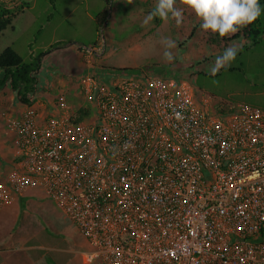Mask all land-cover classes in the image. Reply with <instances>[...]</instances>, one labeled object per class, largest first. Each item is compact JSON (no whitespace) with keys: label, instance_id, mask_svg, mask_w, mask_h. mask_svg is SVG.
<instances>
[{"label":"built area","instance_id":"2783aa9c","mask_svg":"<svg viewBox=\"0 0 264 264\" xmlns=\"http://www.w3.org/2000/svg\"><path fill=\"white\" fill-rule=\"evenodd\" d=\"M97 76L83 79L87 120H9L19 170L0 210L41 191L87 241L89 264H264V110L213 114L185 82Z\"/></svg>","mask_w":264,"mask_h":264},{"label":"rangeland","instance_id":"374dc122","mask_svg":"<svg viewBox=\"0 0 264 264\" xmlns=\"http://www.w3.org/2000/svg\"><path fill=\"white\" fill-rule=\"evenodd\" d=\"M4 1L15 18L11 27L0 33V54L12 48L26 64L34 68L40 64V68L35 92L26 97L9 85L0 89V144L14 143L8 122L25 111L62 117L84 108L90 110L91 117L96 108L83 89L87 73L111 85L143 74L185 82L195 102L213 114H227L238 104L264 110V40L254 46L243 41L231 43L230 47L241 49L236 60L213 76L211 67L226 48L217 35L200 28L201 21L184 8L182 0L176 4L183 11L179 26L174 19L159 18L143 24L156 0ZM106 10L107 21L100 26ZM165 37L177 43L173 62L163 57L161 41ZM44 204V213H35L32 219L44 224L46 217L50 241H64L83 250L85 238L73 222L65 220L52 200Z\"/></svg>","mask_w":264,"mask_h":264},{"label":"crops","instance_id":"0c3cea01","mask_svg":"<svg viewBox=\"0 0 264 264\" xmlns=\"http://www.w3.org/2000/svg\"><path fill=\"white\" fill-rule=\"evenodd\" d=\"M12 143L0 144V185L7 183L19 170L18 148L16 141L14 145ZM45 201L51 202L41 191L31 189L16 196L12 205L0 210V264H89L83 256L89 249L85 239L83 250H77L64 241L52 243L45 232L46 217L42 216L44 224L32 219L33 214L44 213ZM66 219L69 220L65 216ZM43 251L50 253L45 255Z\"/></svg>","mask_w":264,"mask_h":264},{"label":"clouds","instance_id":"9594fccd","mask_svg":"<svg viewBox=\"0 0 264 264\" xmlns=\"http://www.w3.org/2000/svg\"><path fill=\"white\" fill-rule=\"evenodd\" d=\"M176 4L177 0H156L153 10L145 16L143 24L148 25L155 18H159L162 21L174 19L179 26L183 21V11L178 9ZM182 4L201 21L202 30L219 37L239 32L257 21L264 12L260 0H182ZM161 44L164 59L173 62L175 57L172 50L177 48L176 41L165 37ZM240 50L238 47L226 48L216 57L210 70L211 75L215 76L221 69L230 68Z\"/></svg>","mask_w":264,"mask_h":264},{"label":"trees","instance_id":"16d2710c","mask_svg":"<svg viewBox=\"0 0 264 264\" xmlns=\"http://www.w3.org/2000/svg\"><path fill=\"white\" fill-rule=\"evenodd\" d=\"M108 1V0H107ZM261 8L264 9V0H260ZM9 4L4 0H0V33L11 27L15 16H11L8 10ZM107 10L102 13L99 19V25L102 26L107 21ZM221 44L228 48L233 42L243 41L247 46H254L260 44L264 40V12L253 24L241 29L235 34L224 37H219ZM245 46V47H247ZM36 68L32 65L26 64L18 53L8 48L0 54V89L9 85L13 90L18 91L20 97L29 95L36 84V73L40 68L37 64ZM90 110L81 108L77 112V120L85 121L90 116Z\"/></svg>","mask_w":264,"mask_h":264}]
</instances>
